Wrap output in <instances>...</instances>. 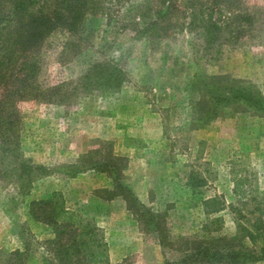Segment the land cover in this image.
Segmentation results:
<instances>
[{
    "label": "rangeland",
    "instance_id": "1",
    "mask_svg": "<svg viewBox=\"0 0 264 264\" xmlns=\"http://www.w3.org/2000/svg\"><path fill=\"white\" fill-rule=\"evenodd\" d=\"M244 2L254 23L241 34L194 27L189 10L174 13L169 37L142 32L149 0L109 2V17L56 30L34 52L35 86L58 87L54 98L5 97L0 87V119L9 99L17 109L12 125L0 121V264H49L44 242L54 234L30 207L53 191L97 225L109 264L174 263L191 251L183 240L256 249L262 258L251 264H264V236L253 245L242 231H255L260 216L264 233V0ZM96 64L125 76L118 84L89 74ZM114 188L130 189L146 215L133 214L124 195L107 199ZM212 198L207 205L221 210H206Z\"/></svg>",
    "mask_w": 264,
    "mask_h": 264
},
{
    "label": "trees",
    "instance_id": "2",
    "mask_svg": "<svg viewBox=\"0 0 264 264\" xmlns=\"http://www.w3.org/2000/svg\"><path fill=\"white\" fill-rule=\"evenodd\" d=\"M134 1L0 0V87H4L6 90L5 97L23 98L38 90L42 94L54 98L59 93L58 87L42 89L40 86H35V77L40 67L39 61L34 58V52L36 53L47 37L56 30L63 29L76 33L83 30L88 19L97 16L98 13L106 14L109 17L107 7L109 2L108 6L116 5L121 9L131 6ZM149 2L151 5L146 14L150 19L146 21V27L142 28V32L152 30L157 36L175 35L177 24L172 21L174 13L185 14L189 10L192 17L191 24L195 25L194 27H203L210 33L220 31L223 28L229 31L232 27L241 34L246 28V21H249L250 24L254 23V17L251 13L244 11V0H200V2L187 0V6L183 10L180 6V0H149ZM197 3L199 6L196 8ZM137 25L135 24L134 28ZM207 39L214 40L215 37L211 35ZM18 64L22 65L17 67ZM99 65L96 64L94 70H90L89 74L96 71L103 72L105 77L114 75L118 84L123 80L125 76L123 68H117L114 71L115 74L113 72L108 74V71L100 70ZM16 71L18 75L15 73ZM12 101L13 99L8 100V111L6 112L9 116L0 119L3 124L12 125L14 122L10 118L17 114V109L14 107L15 102ZM114 159L121 161L123 158L114 157ZM204 183L205 181H200L199 184ZM106 192L109 194L107 199H111L117 194L124 195L129 209L139 218L144 217L148 212H146L145 205H141L137 196L130 189L124 193L115 191V188L107 189ZM217 202L218 200L214 198L206 201V210L208 212L221 210L220 205H207ZM30 211L35 220L48 225L53 231L54 236L44 242L49 251V264H109L108 245L100 234L97 225L86 220L79 212L68 208L59 192L53 191L47 199L32 201ZM152 215L154 219L157 218L154 223L155 230L158 234L164 232L165 228L158 221L159 217L162 216L161 213ZM259 218L260 216L253 223V227L256 228L255 231L248 227L242 229L253 245L257 244L258 236H264V233L259 232L261 230ZM160 242L165 246L166 242L163 237L160 238ZM181 246L187 250L191 248L192 252H187L184 257L174 263L167 262L166 264H193L194 262L201 264H217L218 262L251 264V262L262 258L256 253V249L255 252L252 249L245 252L231 248L220 250L217 246L204 245L201 242H198L197 247H190L188 240H183ZM23 255L21 250L12 253V256H19L20 258Z\"/></svg>",
    "mask_w": 264,
    "mask_h": 264
}]
</instances>
